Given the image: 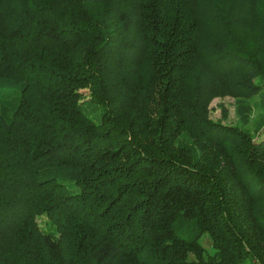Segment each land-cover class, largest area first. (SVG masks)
I'll list each match as a JSON object with an SVG mask.
<instances>
[{"label": "trees", "instance_id": "trees-1", "mask_svg": "<svg viewBox=\"0 0 264 264\" xmlns=\"http://www.w3.org/2000/svg\"><path fill=\"white\" fill-rule=\"evenodd\" d=\"M260 96L264 0H0V264H264Z\"/></svg>", "mask_w": 264, "mask_h": 264}, {"label": "rangeland", "instance_id": "rangeland-1", "mask_svg": "<svg viewBox=\"0 0 264 264\" xmlns=\"http://www.w3.org/2000/svg\"><path fill=\"white\" fill-rule=\"evenodd\" d=\"M80 93L86 96V90H80ZM86 99V97H85ZM262 97H254L252 99L246 100V104H249L253 109L250 113V121L246 128L253 132L257 126L258 119L262 116L264 117V113H262L259 105L261 106ZM209 117L213 121H221L226 125H235L241 124V116L242 114L239 113L238 103L236 102V98L232 96H225V97H217L210 101L208 105ZM46 217L41 216L37 218V223L41 227H45L46 224ZM202 244L205 248H210V240L207 236H203ZM211 251V249H209Z\"/></svg>", "mask_w": 264, "mask_h": 264}]
</instances>
